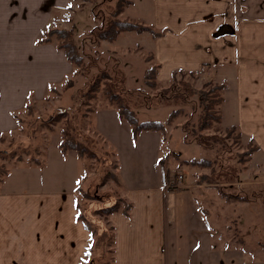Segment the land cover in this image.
Returning <instances> with one entry per match:
<instances>
[{
    "label": "crops",
    "instance_id": "obj_1",
    "mask_svg": "<svg viewBox=\"0 0 264 264\" xmlns=\"http://www.w3.org/2000/svg\"><path fill=\"white\" fill-rule=\"evenodd\" d=\"M69 1L0 0V81H7L4 87L0 86V134L16 128L12 111L24 105L30 88L36 89L33 94L36 99L45 91L48 81L69 69L64 56L55 59L46 53L48 50L43 53L32 50L38 37L36 32L47 27L48 10L58 7L62 16L64 10L71 8ZM143 2L153 16L152 29L158 33L153 37L150 55L158 65L157 80L169 83L173 73L181 72L198 88L202 83L224 85L222 95L231 98L224 99V105L221 102L216 108L220 113L219 125L223 130L234 127L245 145L256 147L247 162L253 154L264 157V0ZM18 51L22 53L17 54ZM50 58L51 66H48ZM31 68L37 69V74H30ZM16 74L28 76L29 85H25L24 91L18 92L16 85L9 84ZM115 112L113 116L112 110L102 111L99 116L105 113L109 121L110 118L116 121L115 117H119ZM156 133L159 135H146L149 141L145 146L162 147L157 136L164 140L165 135ZM183 138L188 142L185 135ZM113 142L116 144V140ZM71 152L75 151H60L55 166L63 167L69 156L70 161L64 170L58 169L52 175L47 162L41 161L17 160L5 168L6 174L0 177V264H87V249L95 238L79 215L97 230L95 256L89 264H99L105 259V237L109 232L114 241L110 264H218V261L223 264L236 256L233 251L237 252L241 223L238 213L233 214L238 206L237 195L229 201L224 195L218 196L217 224L216 220L208 221L205 217L209 213L206 205L200 206L196 198H188L187 194L192 193L186 190L214 185L213 182H206L202 176L203 181L196 183L193 179L196 175L190 170L187 176L190 184H186V173H182L185 186L170 189L168 184L173 174L166 167V154L161 157L158 154L161 174L156 178L137 173L134 180L129 174L131 182H123L111 171L118 185L116 194L98 181H88L83 186L95 174L92 169L82 179L78 160L84 158L75 152L73 160ZM201 160L191 158L184 163L196 165ZM119 165L120 162L116 170ZM161 166L167 170V177L163 176ZM129 175L125 174L124 179ZM136 180H146L145 185L135 183ZM257 182L264 184V180H258L244 185ZM91 186L95 198L88 200L87 207L80 212L78 195ZM248 192L253 194L247 195L251 200L247 202L253 203L257 190ZM117 203L119 208L107 216L93 215L92 211ZM124 204L129 205L126 213L122 210ZM197 207L199 213L195 211ZM237 220L234 227L232 223ZM212 237L225 241L223 247L227 250L231 248L225 252L227 255L223 252L226 260L218 259V249L208 243Z\"/></svg>",
    "mask_w": 264,
    "mask_h": 264
},
{
    "label": "rangeland",
    "instance_id": "obj_2",
    "mask_svg": "<svg viewBox=\"0 0 264 264\" xmlns=\"http://www.w3.org/2000/svg\"><path fill=\"white\" fill-rule=\"evenodd\" d=\"M100 1L70 0L71 8L64 10L62 16L58 7L48 10L50 17L45 25L64 29L72 28L75 40L83 53L84 64L79 68L70 65L62 76L54 78L55 81H48L45 84V91L41 92L36 99L33 96L36 89L30 88L23 101L24 105L16 109L17 111H12L16 116V128L0 134V177L4 174L5 168L7 166L9 168L8 164H14L17 160L47 162L51 170L49 175L54 174L58 169L64 170L70 161V156L65 158L63 167L55 166L56 156L59 158L61 154L57 144L62 139H69L72 136L77 139L85 153L84 159L78 160L80 172H82L81 178L87 176L88 171L91 172L92 169L95 174L94 177L85 181L83 186L88 181H98L107 184L106 186L117 194L115 190L118 185L111 171H114L113 174L121 178L123 182H131L130 175L134 180L137 173L140 176L145 174L156 178L161 174L157 159L166 154L165 158L168 157L166 167L170 174H178V171L180 174L186 173V184H190L187 177L190 170L196 175L193 178L196 183L203 181L202 176L206 182H213L214 185L207 184L204 187L186 189L192 193L187 194L188 198H196L200 206L206 205L209 209V213L205 215L208 221L214 219L218 224V196L224 195L229 201L237 195L238 206L234 207L233 214L238 213L241 223L238 246L235 242L233 245L238 248L237 252L233 248L236 256L232 257L230 263H222L264 264V232H262L264 231V191H261L264 189V184L257 182L255 185L245 186L247 184L245 182L264 180V164L261 165L264 157L253 154L252 159L247 162L246 151L251 147L245 145L242 139H238L236 133L226 136L225 129L223 130L219 124H213L210 129H198L202 115V97L200 95L186 96L182 82L200 90H209L211 84L202 83L198 88L196 83L190 82V79L185 77L186 75L179 73L175 75L174 81L171 79L169 83L158 79L159 83L154 90L144 84L143 73L154 64L152 58L148 59L152 55V32H121L114 42L92 43V30L108 21L114 6L112 0H104L103 3L98 4ZM129 1L130 3L124 8L119 18L153 28L151 25L153 16L149 13L148 5L143 0ZM93 9L96 15L92 13ZM43 31L41 29L36 32L38 37L34 39L35 47L32 50L38 52L41 50V53L48 50L46 51L48 55L55 59L62 58V52L54 48L56 44L54 39L50 46L46 47L38 42ZM20 53L22 51L17 52V54ZM49 60L51 58L47 60V65L51 66ZM37 72V69L31 68L30 74L34 75ZM6 82V79L0 81V86L4 87ZM95 83L98 84L99 90L94 98L88 100L90 88ZM9 84L16 85L17 91H24L25 85H29L28 76L26 78L16 74L14 80L9 79ZM223 89L224 85L220 90L222 101L230 99L231 97L222 95ZM105 93L115 99L112 105L108 103ZM223 105L220 107L222 108ZM118 106L134 111L139 122L164 123L167 135L165 134L164 140L161 135L157 136V142L162 147L145 146L149 141L146 135H159V133L144 131L134 141L131 138L129 124L125 120L115 117L116 121L113 118L109 121L105 113L99 116L100 112L111 110L114 116ZM173 111H175L174 117L168 119ZM227 111H229L228 108ZM115 124L117 127H114ZM182 133L188 142L184 141ZM196 137H204L206 145L198 143ZM141 139L145 140L142 142ZM71 157L75 159V152H71ZM132 158L134 160H131ZM191 158L198 161L204 159V162L201 160L200 163H208L200 166L198 163L190 165L186 162L185 165L184 160ZM118 162L120 165L116 170ZM125 174H130L127 179H124ZM134 182L145 185L146 180ZM182 183L185 184V177ZM255 189L258 194L255 193L253 203H249L251 200H248L247 195L253 193L248 191ZM84 193L92 196L94 187L91 186L88 190H81L79 193L80 212L85 203L91 200L86 199ZM177 193L175 192V195ZM183 199L185 200L186 197L183 196ZM198 208L195 211L199 213ZM92 212L95 215L94 211ZM231 221L230 218L229 222ZM237 223L238 220L232 225L234 224L235 227ZM220 235L218 229V237ZM107 236L108 234L105 237V243L109 240ZM224 242L214 237L208 240L209 244L216 246L218 259L222 260H226L223 252L231 250V248L227 250L223 247ZM226 242L230 245L229 240Z\"/></svg>",
    "mask_w": 264,
    "mask_h": 264
},
{
    "label": "trees",
    "instance_id": "obj_3",
    "mask_svg": "<svg viewBox=\"0 0 264 264\" xmlns=\"http://www.w3.org/2000/svg\"><path fill=\"white\" fill-rule=\"evenodd\" d=\"M89 2H97V0H87ZM109 1V0H108ZM114 1V6L110 11V16L107 22L101 23V25L92 30L91 35V42L99 44L101 41H107V42H114L118 35L121 32H127V31H135V32H142V31H150L153 34V37H155L158 33L154 32L152 28L143 26L141 24L134 23L132 21H128L126 19H120L119 15L123 12L124 8L130 3L129 0H112ZM104 0H101L98 2V4L103 3ZM96 12V11H95ZM92 13H94V9L92 10ZM41 39L38 40L41 44H47L52 41V39L55 40L56 48L60 51H62L64 59L69 63L70 65L79 68L84 63V56L82 51L80 50L75 37H74V31L72 28L64 29L60 28L58 26L55 27H47L43 32H41ZM149 60H151V57H148ZM157 69L158 65L157 63H154L151 67L147 68L143 73V81L144 84L149 87V89L154 90L157 87ZM178 73H173L172 80L174 81L175 75ZM179 74H183L179 72ZM183 89L186 93H184L186 96L191 97L192 95H200L201 102H202V115L200 117V124L198 129H210L213 124L218 125L220 123V114L217 111V106L222 102V98L220 95V90L222 89L221 85H212L209 90H203V89H194L190 85H187L186 83L182 82ZM210 85V84H207ZM99 90V86L97 83L91 86L90 92L88 93V100L95 97L96 92ZM168 90V89H167ZM106 94V93H105ZM106 98L108 99L109 104H113L115 102V99L109 95L106 94ZM175 111L171 112L169 115V118L174 117ZM117 115L119 118L124 119L130 126V132H131V138L132 140H136L139 136V134L143 131H153V132H160L162 135L166 134L165 124L159 121H142L139 122L136 118V115L134 111L125 108L123 106L117 107ZM167 123L169 124V120H167ZM184 129V127H182ZM226 136H229L230 134L236 133L237 138L239 139L241 137L240 133L236 132V129L234 127H230L224 130ZM66 137V136H64ZM204 137H196V141L198 143H204L206 145ZM59 148L62 153H66L67 151H75L79 157L85 156L84 150L80 148L79 143L77 139L70 136L69 139H62L59 143ZM256 147H251L248 151H246V155L249 159L250 155L256 151ZM204 162V161H202ZM198 163L200 166H205L207 163ZM195 164V163H193ZM204 164V165H203ZM162 165V164H161ZM161 171L163 172V176L167 177L168 173L167 170L163 166H161ZM6 174V169L4 171V176ZM84 196L86 199H94L93 196H88L87 193H84ZM86 204V203H85ZM80 203L78 204V207H80ZM120 206L119 203L115 204L112 207H107L104 209L95 210L94 214H97L99 216H107L112 211L118 209ZM87 207V204L85 205ZM83 209V208H82ZM129 209L128 204H124L122 207V210L126 213ZM82 212V211H81ZM82 217L85 221L86 226L88 227L89 231L92 233V236H94V242L90 243L87 249V264H89L90 261L94 259L95 256V248H96V241H97V230L88 222L87 219L83 215H79ZM108 233V232H107ZM109 240L108 243H105V249L104 253L106 254L105 259L102 261L101 264H110L112 262V247H113V236L112 232L108 233ZM107 236V238H108ZM106 238V239H107ZM110 254V255H108ZM107 258V259H106ZM100 264V263H99Z\"/></svg>",
    "mask_w": 264,
    "mask_h": 264
},
{
    "label": "built area",
    "instance_id": "obj_4",
    "mask_svg": "<svg viewBox=\"0 0 264 264\" xmlns=\"http://www.w3.org/2000/svg\"><path fill=\"white\" fill-rule=\"evenodd\" d=\"M183 176L181 174H176L173 177H171V179L169 180V184L168 187L170 189H177V188H181L184 184L183 182Z\"/></svg>",
    "mask_w": 264,
    "mask_h": 264
}]
</instances>
